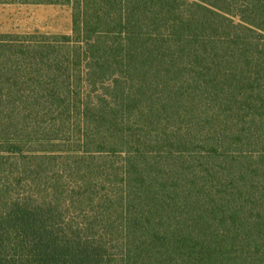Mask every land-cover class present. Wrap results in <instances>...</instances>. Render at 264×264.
Listing matches in <instances>:
<instances>
[{
	"label": "trees",
	"instance_id": "16d2710c",
	"mask_svg": "<svg viewBox=\"0 0 264 264\" xmlns=\"http://www.w3.org/2000/svg\"><path fill=\"white\" fill-rule=\"evenodd\" d=\"M0 33V264H264V0H33Z\"/></svg>",
	"mask_w": 264,
	"mask_h": 264
},
{
	"label": "rangeland",
	"instance_id": "374dc122",
	"mask_svg": "<svg viewBox=\"0 0 264 264\" xmlns=\"http://www.w3.org/2000/svg\"><path fill=\"white\" fill-rule=\"evenodd\" d=\"M70 9L66 5L33 0H0V33H68Z\"/></svg>",
	"mask_w": 264,
	"mask_h": 264
}]
</instances>
